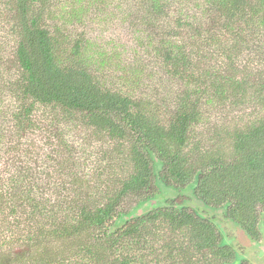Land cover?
Segmentation results:
<instances>
[{
    "label": "trees",
    "instance_id": "16d2710c",
    "mask_svg": "<svg viewBox=\"0 0 264 264\" xmlns=\"http://www.w3.org/2000/svg\"><path fill=\"white\" fill-rule=\"evenodd\" d=\"M67 1L0 0L15 102L0 134V264H241L182 192L260 240L264 0H133L138 44L123 84L102 80ZM223 108L255 113L213 127L210 109ZM67 127L95 137L93 170ZM159 182L178 198L133 214L161 197Z\"/></svg>",
    "mask_w": 264,
    "mask_h": 264
},
{
    "label": "rangeland",
    "instance_id": "374dc122",
    "mask_svg": "<svg viewBox=\"0 0 264 264\" xmlns=\"http://www.w3.org/2000/svg\"><path fill=\"white\" fill-rule=\"evenodd\" d=\"M185 1L189 2L191 0ZM74 2L75 0H68L67 3H64V8H67L69 11L75 10L85 19V24L81 28L86 32L87 38L90 39L91 44L89 46V52L95 54L99 58L100 65H97L96 70H100L99 74L102 80L106 81L108 84H112L113 82L116 84H123L129 79H133V73L125 77L132 68L133 49L138 44L137 38L139 35L136 31L137 19L133 14V0H79V2L75 4ZM197 2L198 0H195L196 5ZM93 6L97 7V9ZM60 7L61 6L58 8ZM76 8H81V13ZM2 13H4V8L0 5V14ZM62 13V9L55 11V22H58L57 18L61 16ZM53 15H51V17ZM5 20L7 19H0L1 27L5 24ZM12 44V37L9 36L7 27L4 26L3 30L0 31V134L5 131L7 126L12 125V115L15 110V102L9 91L5 88L6 84L3 82L4 74H6V71L14 64H10V62H12L11 58L13 57L11 53ZM151 83L152 80L145 79L143 81L142 90H144V92L148 91ZM240 111L239 114L234 111V109H210L208 118L211 119L210 121L213 127L221 123L225 124L227 127H231L233 126L232 122L236 115L241 116L243 113V115L251 116L255 113L253 108H241ZM234 113H236V115ZM243 115L241 120L247 117ZM40 123H42V118ZM70 128L71 127H67L66 132L68 133L70 131L69 135L73 136L72 138L70 137V139L76 144L74 147V157L81 159L80 163L84 164V166H80L87 169L94 168V162L90 157L97 146L95 137L87 135L84 129L78 127L75 129ZM41 135L47 136L44 132ZM12 140H14V136ZM7 141H9V139H7ZM157 170H160L159 166ZM105 177H107L106 174ZM107 183L108 181L103 185ZM159 184V189L162 192L161 197L157 201H152L147 205H143L141 208L135 209L133 214L145 212L151 209L153 205H167V202L169 204V200L178 198V192L165 187L160 182ZM191 195L190 188L182 192V196H185V198L191 197V200L185 202V204L192 208L195 207L198 213L202 214L203 218H209L216 224L223 242L233 246L236 250V255L243 258L241 264H264L263 215H261V221L259 223L261 238L258 242H252L238 226L226 218L224 210L216 212L203 210L202 205L198 201L193 200ZM152 264L155 263L152 262Z\"/></svg>",
    "mask_w": 264,
    "mask_h": 264
},
{
    "label": "bare ground",
    "instance_id": "6f19581e",
    "mask_svg": "<svg viewBox=\"0 0 264 264\" xmlns=\"http://www.w3.org/2000/svg\"><path fill=\"white\" fill-rule=\"evenodd\" d=\"M136 6V5H135ZM158 8V7H157ZM220 11V10H219ZM136 12V11H135ZM124 13V12H123ZM245 16V15H244ZM142 17V16H141ZM238 17V16H237ZM158 18V17H157ZM243 18V17H242ZM135 19V18H134ZM160 19V18H159ZM125 21V20H124ZM41 94V93H40ZM253 249V248H252Z\"/></svg>",
    "mask_w": 264,
    "mask_h": 264
}]
</instances>
